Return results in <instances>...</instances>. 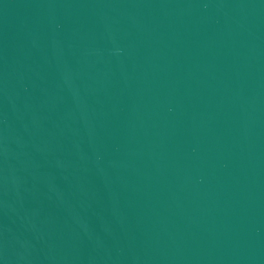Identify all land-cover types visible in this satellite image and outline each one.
Returning <instances> with one entry per match:
<instances>
[{
    "label": "water",
    "instance_id": "1",
    "mask_svg": "<svg viewBox=\"0 0 264 264\" xmlns=\"http://www.w3.org/2000/svg\"><path fill=\"white\" fill-rule=\"evenodd\" d=\"M0 264H264V0H0Z\"/></svg>",
    "mask_w": 264,
    "mask_h": 264
}]
</instances>
